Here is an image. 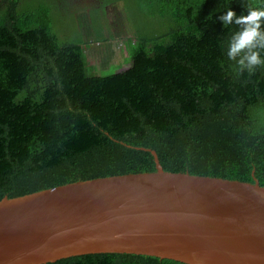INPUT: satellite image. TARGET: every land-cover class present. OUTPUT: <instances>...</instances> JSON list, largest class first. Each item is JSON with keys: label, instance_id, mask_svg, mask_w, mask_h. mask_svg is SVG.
Wrapping results in <instances>:
<instances>
[{"label": "trees", "instance_id": "trees-1", "mask_svg": "<svg viewBox=\"0 0 264 264\" xmlns=\"http://www.w3.org/2000/svg\"><path fill=\"white\" fill-rule=\"evenodd\" d=\"M98 1L68 12L60 0H0V201L155 172L152 151L167 172L264 187V65L230 59L240 26L218 19L264 0ZM114 4L133 20L131 66L105 73L115 53L93 65L90 52L114 38ZM47 264L183 263L102 253Z\"/></svg>", "mask_w": 264, "mask_h": 264}, {"label": "water", "instance_id": "water-1", "mask_svg": "<svg viewBox=\"0 0 264 264\" xmlns=\"http://www.w3.org/2000/svg\"><path fill=\"white\" fill-rule=\"evenodd\" d=\"M156 171L0 201V264L125 253L183 264H264V187Z\"/></svg>", "mask_w": 264, "mask_h": 264}, {"label": "clouds", "instance_id": "clouds-1", "mask_svg": "<svg viewBox=\"0 0 264 264\" xmlns=\"http://www.w3.org/2000/svg\"><path fill=\"white\" fill-rule=\"evenodd\" d=\"M211 18V16H209ZM208 18V19H209ZM219 21L225 27L233 23L240 26L231 40L228 57L235 60L241 53H245L239 60V64L252 71L258 65H264V59L261 58L260 52L255 49H264V6L249 7L247 14H240L228 8L218 17Z\"/></svg>", "mask_w": 264, "mask_h": 264}, {"label": "rangeland", "instance_id": "rangeland-1", "mask_svg": "<svg viewBox=\"0 0 264 264\" xmlns=\"http://www.w3.org/2000/svg\"><path fill=\"white\" fill-rule=\"evenodd\" d=\"M75 0H60V5L63 9L67 10L68 12L73 11H80L86 9V6L82 4L79 6L74 2ZM81 2L82 0H77ZM100 1L97 0V4ZM106 10L108 15V21L114 26L113 27V34H110L107 30L105 32L106 37L114 36L109 43H102L94 46L92 51L90 52V62L93 65H100L102 63V58L106 57V50L107 48L113 51L115 54L113 55V65L110 66L105 73H112V72H121L123 70L128 69L131 66L130 60L125 56L123 52V43L126 38L133 37V30L130 26V21L133 22L131 18H127L122 15L121 7L119 4H114L107 6ZM116 24V25H115ZM118 25V26H117ZM126 53H128L125 50Z\"/></svg>", "mask_w": 264, "mask_h": 264}, {"label": "flooded vegetation", "instance_id": "flooded-vegetation-1", "mask_svg": "<svg viewBox=\"0 0 264 264\" xmlns=\"http://www.w3.org/2000/svg\"><path fill=\"white\" fill-rule=\"evenodd\" d=\"M79 6L82 4L83 6H86V9L89 10L93 5L97 4V0H82L81 2L75 0L74 1Z\"/></svg>", "mask_w": 264, "mask_h": 264}]
</instances>
